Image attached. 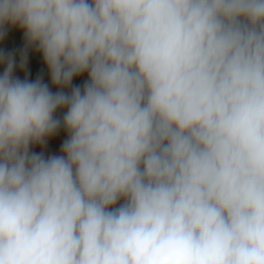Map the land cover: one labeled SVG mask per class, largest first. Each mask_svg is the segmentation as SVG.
<instances>
[{
	"label": "clouds",
	"instance_id": "9594fccd",
	"mask_svg": "<svg viewBox=\"0 0 264 264\" xmlns=\"http://www.w3.org/2000/svg\"><path fill=\"white\" fill-rule=\"evenodd\" d=\"M9 28L0 264H264V0H0Z\"/></svg>",
	"mask_w": 264,
	"mask_h": 264
},
{
	"label": "rangeland",
	"instance_id": "374dc122",
	"mask_svg": "<svg viewBox=\"0 0 264 264\" xmlns=\"http://www.w3.org/2000/svg\"><path fill=\"white\" fill-rule=\"evenodd\" d=\"M24 34L22 31H20L17 28H9L8 30V35L6 38L2 41H0V48L6 49L8 51H13V50H19L22 49L24 46ZM29 60H28V69L30 71V79H34L36 75L43 70L44 71V78L45 81H49V76L47 73V69L43 63L42 56L33 48L29 51ZM18 59V55H17ZM4 70V65H0V74H2ZM15 75L23 78L24 77V72L20 71L17 69L14 73ZM87 79L86 74L78 77L74 80V83H82L83 80ZM66 133L61 130V132L58 134V136L52 138L49 141V152H59V144L62 142V140L65 138ZM35 151H40V147L36 146L34 148Z\"/></svg>",
	"mask_w": 264,
	"mask_h": 264
}]
</instances>
